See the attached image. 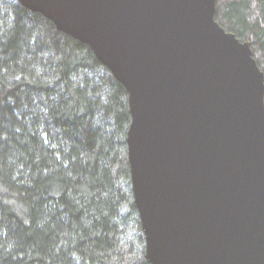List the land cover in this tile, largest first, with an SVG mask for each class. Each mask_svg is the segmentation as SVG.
Here are the masks:
<instances>
[{
    "label": "water",
    "instance_id": "water-1",
    "mask_svg": "<svg viewBox=\"0 0 264 264\" xmlns=\"http://www.w3.org/2000/svg\"><path fill=\"white\" fill-rule=\"evenodd\" d=\"M126 87L152 264H264V71L217 0H19Z\"/></svg>",
    "mask_w": 264,
    "mask_h": 264
},
{
    "label": "trees",
    "instance_id": "trees-1",
    "mask_svg": "<svg viewBox=\"0 0 264 264\" xmlns=\"http://www.w3.org/2000/svg\"><path fill=\"white\" fill-rule=\"evenodd\" d=\"M264 71V0H217ZM128 91L92 48L0 0V264H152L128 159Z\"/></svg>",
    "mask_w": 264,
    "mask_h": 264
}]
</instances>
